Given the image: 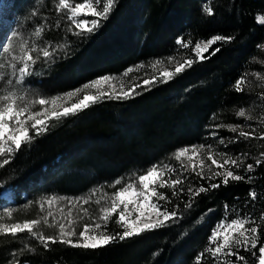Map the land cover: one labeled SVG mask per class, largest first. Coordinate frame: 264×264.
I'll return each instance as SVG.
<instances>
[{"label":"trees","instance_id":"trees-1","mask_svg":"<svg viewBox=\"0 0 264 264\" xmlns=\"http://www.w3.org/2000/svg\"><path fill=\"white\" fill-rule=\"evenodd\" d=\"M34 1L37 14H27L26 20L44 31L40 37L33 34L32 43L50 45L54 52L50 61L40 58L24 83L40 97L78 89L131 66L146 67L171 56L193 57L191 45L181 48L178 38L193 44L216 35L234 39L212 45L220 48L216 55L206 53L207 59L194 62L167 83L139 88L130 99L102 100L77 115L50 122L46 133L0 168V192L9 187L18 198L23 194L27 199L42 189L59 195L87 194L94 186L119 178L134 180V174L154 164H167L180 148L209 143L214 139L209 137L212 122L223 127L250 122L237 115L241 109L253 119L264 116V81L256 78L264 63V25L256 19L264 14V0H118L109 18L82 36L75 35L80 30L56 10L57 0ZM24 2L13 0V10ZM206 5L214 15L205 13ZM241 77L247 83L237 92L233 85ZM218 131L224 140L218 148L246 159L235 169L244 181L225 186L221 179L186 175L180 194L168 191L170 202L162 204L163 210L176 212L174 221L96 250L61 243L45 248L27 234L0 236V264L14 258L30 264H197L200 253V264H215L204 252L211 246V232L221 221L245 216L260 225L264 238V164H255L258 158L264 160V139L245 140L225 128ZM248 163L254 164V171L246 172ZM216 183L221 186L211 188ZM200 186L208 191L193 197L189 189ZM252 190L258 194L255 200L249 195ZM107 231L120 229L110 222ZM237 251L253 264L249 252Z\"/></svg>","mask_w":264,"mask_h":264},{"label":"snow or ice","instance_id":"snow-or-ice-1","mask_svg":"<svg viewBox=\"0 0 264 264\" xmlns=\"http://www.w3.org/2000/svg\"><path fill=\"white\" fill-rule=\"evenodd\" d=\"M117 2L118 0H79V2L77 0H57L56 10L65 13L71 24L80 30L74 34L82 36L97 30L101 26V21L109 18ZM203 10L207 15H214V10L208 5ZM81 17L85 18L82 19ZM86 17H93V19L89 20ZM256 19L260 25H264V14H258ZM43 31V28H38L34 35L40 37ZM16 35L14 33L13 39H9L0 48L14 62L11 64L14 70L13 76H17L18 72L17 80L20 84H24L26 78L34 74L33 70L41 56L44 60L50 61L54 52L50 50V45L42 48H30L24 44L21 46V53L14 55ZM232 39L234 38L216 35L193 44L190 40L185 41L183 38H178L176 43L181 48L186 49L191 45L193 57H185L181 60H177L175 56L167 58L166 62L169 65H172L173 61H175V65L170 69L166 68L158 75L145 79L143 85L147 87L157 82L167 83L187 68H191L194 62L207 59L206 53L211 56L216 55L220 48L212 49V45L218 42H230ZM164 62V60H156L151 67L155 68L156 65ZM17 64H19L18 69ZM138 67L143 68L144 65L141 64ZM133 71V68H128L123 76L127 77ZM116 79L110 75L102 76L90 83H85L81 88L49 98L29 99L26 95H17L15 91L0 95V168L8 165L11 162V157L24 146L31 144L35 137L46 133L51 126L50 122L77 115L105 99H130L134 94H139L136 92V88L140 87L139 84L125 87L122 80L120 81V91H117L115 86L111 89H101L102 84H107ZM7 83L11 84L12 81L9 80ZM246 83L245 78L241 77L233 87L235 91L243 92ZM37 105L39 108L36 107ZM237 115L247 120L253 119L244 109L239 110ZM241 128V125H235L230 126L229 130L245 140L253 138L251 133L240 130ZM254 138L264 139V136ZM219 143L224 144V140L221 139ZM205 148L204 145L184 147L178 149L173 156L177 162H180L182 168H190L201 179L211 180L220 177L221 183L225 186L230 181L245 180L243 175L237 174L235 171L242 166L243 162L240 157H232L227 153H216L210 147L208 151H205ZM261 156H264V153H261ZM255 164H264V160L258 158ZM205 169L211 173V176H205ZM254 170V164L248 163L246 165V172ZM134 175V180L129 178L127 182H124L123 178H119L110 185L113 188H116L117 185H121V187L113 193H104V204L107 206L102 205L101 199H95L94 203L101 205L98 209L99 221L103 223L93 219L88 209L82 208L83 216L88 222L81 225L79 232L76 231L79 222L73 217L71 206L79 205L81 201L84 205L89 204L92 196L97 194L94 190L88 197H80L70 201L68 216L73 218L68 221H63V219L55 223L50 221L54 215L51 211V205L56 203L58 199L56 196H52L40 204L41 211L44 210V203L49 205V210L45 216L38 219L0 223V236L15 238L27 234L45 248L50 243H61L75 248L96 250L118 241L142 235L148 231H155L165 227L169 221H174L177 217L176 212L163 210V205L159 203L160 201L170 202L169 197L160 192L159 189L169 188L174 195H179L183 190L178 187L183 184L179 171L167 164H154L143 172ZM248 180L250 181L251 177ZM220 186L219 183L211 184L213 189ZM189 191L195 197L200 193L207 192L208 188L200 186L195 190L189 189ZM249 195L255 200L258 194L252 190ZM187 207H191V204L189 203ZM60 211L63 213L64 209L61 208ZM133 212L135 213L134 218H132ZM5 215L11 219L13 213L9 210ZM114 215L117 217L114 223L121 229L119 233L107 231L110 218ZM3 219L4 216H0V220ZM41 225L49 228L55 227L57 235H45L40 231ZM208 242L211 246H206L204 252L210 255L215 264H236V261L248 264V258L237 251L240 248H244L254 257L253 264H264V238H262L260 225L256 224L250 217L245 216L219 222L211 232ZM13 255L15 256V253ZM203 256L204 253L198 255L197 264H200ZM224 257H232L233 259L229 261L223 259Z\"/></svg>","mask_w":264,"mask_h":264},{"label":"rangeland","instance_id":"rangeland-1","mask_svg":"<svg viewBox=\"0 0 264 264\" xmlns=\"http://www.w3.org/2000/svg\"><path fill=\"white\" fill-rule=\"evenodd\" d=\"M12 1L13 0H0V46L7 43L9 39H13V34L16 33L15 37V53L14 55H19L21 53V46L24 44H27L28 47H37L42 48L46 47L45 44H35L32 43L33 40V34L35 31V24L32 23L30 20H26L29 16H26L27 14L36 13V2L34 0H25L24 3L21 4V8H19L18 11H14L12 7ZM31 1V2H30ZM20 13V15H18ZM37 14V13H36ZM82 19L85 17H81ZM87 19L91 20L93 17H86ZM66 23L69 26H73L70 21H66ZM79 30V29H78ZM43 59V57L41 56ZM183 57L177 58V60H181ZM0 95L6 94L10 91H15L17 95H26L27 98H39V94L33 89L25 86L24 84H20L17 80V76H13V68L11 67V64L14 63L10 60L9 55L7 53H4L2 51V48H0ZM154 63V62H153ZM139 68L138 66H131L130 68H133L134 71L130 73L127 77L123 76V73L119 75H111L113 77H116L117 79L114 81H111L107 84H102L100 87L101 89H111L113 86H115L117 91H120V81H124L125 87H129L133 84H139L140 87L136 88V91L139 88H146L143 85V81L145 79H149L154 75H158L160 72L165 70L166 68L170 69L175 65V61H173L172 65H169L166 61L164 63H161L159 65H156L155 68H152L151 65ZM262 73L256 74V78L264 81V63ZM19 68V64H17V69ZM98 79V78H96ZM94 79V80H96ZM11 80L12 83L9 84L7 81ZM93 81V80H92ZM90 83V82H89ZM150 86V85H149ZM82 87V86H81ZM80 87V88H81ZM148 87V86H147ZM264 87V82H263ZM264 89V88H263ZM262 94V93H261ZM82 95V94H81ZM263 95V94H262ZM264 96V95H263ZM49 98V97H45ZM75 99V98H74ZM39 108V106H36ZM242 126L240 130H244L246 132L251 133V137H255L257 135L264 136V116L262 118H256L250 120V122L245 121L242 124H239ZM230 126L235 125H224V127L220 124H217V122H212L209 137L213 140H210L209 143L204 144L206 146L205 151L209 150V147L212 151H215L216 153H224L222 150L218 148L219 141L223 138H221V134L219 133L218 129L225 128L227 131L232 133L229 130ZM236 136H238L236 133H232ZM197 146V145H194ZM191 147V146H189ZM181 149V148H180ZM177 151V150H176ZM175 151V152H176ZM174 152V153H175ZM173 153V154H174ZM229 156H232L231 154H228ZM232 157H240L242 160V165L245 163V158L241 157L240 155L232 156ZM206 163H209L206 161ZM170 167H173L179 171L180 178L183 180V184L185 182L186 175L190 176L192 175L194 178L199 180H210V179H201L198 177L194 172L191 171L190 168H182L180 162H177L174 159V156L172 155L171 160L169 163H167ZM214 167V166H213ZM197 170H199L197 168ZM205 176H211V173L205 169ZM215 179H221L220 177H216L211 180ZM112 183L104 184L103 186H94L89 190L87 194H81V195H59L51 190H40L33 194V196L30 199H27L25 195H20L18 198L16 196V193L13 189L9 187H3L1 188L0 192V216H4L3 220H0V223H10V222H18L23 220H30V219H38L47 214V211L49 210V205L47 203H44V210L41 211L40 204L45 202L48 198L52 196H56L57 202L51 205V211L53 212V217L50 218V221L52 223H55L56 221H59L63 219V221H68L72 219L73 217L79 222L76 226V231L79 232L81 230V225L88 222L87 219L83 216L82 208H86L89 210V214L92 216L93 219L99 221V207L101 205H97L94 203L95 199H101L102 205L107 206L104 204V193H113L115 192L121 185L116 186V188L110 187ZM182 184V185H183ZM186 184V182H185ZM184 184V185H185ZM182 185H179L178 187L181 188ZM96 190L97 194L95 196H92V200L89 204L84 205L81 201V204L71 206V211L73 213V217L68 216L69 208H70V201L80 198V197H88L93 193V191ZM160 192L164 193L166 196H168V191H171L169 188H162L159 189ZM171 193H173L171 191ZM60 198H66V199H60ZM165 201H160L159 203L162 205ZM63 208L64 211L61 213L60 209ZM11 210L13 213V216L11 219H9L5 214L7 211ZM135 213H132V218H134ZM114 217V219L112 218ZM110 218V222H114L116 220V216H112ZM108 223V225H109ZM116 226L120 229V227L116 224ZM40 231H42L45 235L48 236H55L57 235V229L55 227L49 228L47 226L41 225ZM121 231V229H120ZM110 233V231H108ZM75 239V238H74ZM16 259H12L10 261V264H30L27 262H15Z\"/></svg>","mask_w":264,"mask_h":264}]
</instances>
